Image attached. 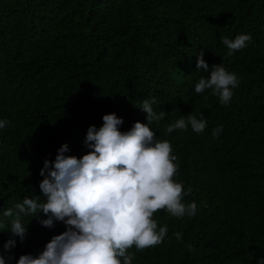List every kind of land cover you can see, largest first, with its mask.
<instances>
[{
	"label": "trees",
	"instance_id": "obj_1",
	"mask_svg": "<svg viewBox=\"0 0 264 264\" xmlns=\"http://www.w3.org/2000/svg\"><path fill=\"white\" fill-rule=\"evenodd\" d=\"M249 34L247 47L224 60L222 37ZM209 73L197 71L200 51ZM239 79L230 102L195 84L221 64ZM207 97V99H205ZM170 114L149 127L170 142L174 176L193 217L153 214L167 225L162 243L137 251L132 264H261L264 262V0H0V213L41 195L40 170L65 155L82 157L90 126L115 113L128 131L147 124L140 108ZM178 109L179 111H174ZM194 112L207 119L202 133L189 126L167 133L174 118ZM222 127L218 137L213 129ZM22 216L23 243L11 253L37 255L63 222ZM0 228V249L10 225ZM182 233L177 240L175 233Z\"/></svg>",
	"mask_w": 264,
	"mask_h": 264
},
{
	"label": "clouds",
	"instance_id": "obj_2",
	"mask_svg": "<svg viewBox=\"0 0 264 264\" xmlns=\"http://www.w3.org/2000/svg\"><path fill=\"white\" fill-rule=\"evenodd\" d=\"M251 39L249 34L234 39L222 37L227 49L223 59L247 47ZM196 68L209 73L203 50L198 54ZM238 85L235 72L228 71L222 63L214 64L209 75L199 78L195 92L211 90L226 105ZM154 103L155 98L142 102L140 109L146 113L147 124L137 121L122 132L123 119L115 113L106 114L101 127L88 128L84 141L88 152L82 157L65 155L69 147L63 144L54 161L45 159L39 183L44 201L40 196L25 197L0 213V228L6 227L2 218L10 225V238L0 249V264H10L15 257H5L4 253H11L16 238L20 243L26 238L28 225L22 222V216L35 217L42 212L48 217L40 220L43 227L53 228L54 221H58L65 224L66 230L53 236L40 253L21 255L15 264H132L134 254L129 249L135 246L142 251L157 246L167 235V225L158 227L154 213L164 209L176 218L196 214V203L183 202L187 193L183 184L174 179L178 165L170 142L158 140L149 127L170 114L154 111ZM8 123L0 120V129ZM189 126L202 133L207 119L203 115L198 118L194 112L180 115L166 125V131H186ZM222 127L213 129L212 135L218 137ZM174 235L177 240L182 238V233Z\"/></svg>",
	"mask_w": 264,
	"mask_h": 264
}]
</instances>
